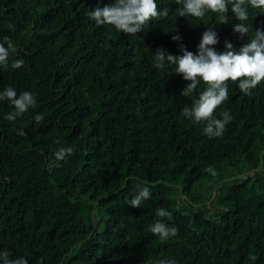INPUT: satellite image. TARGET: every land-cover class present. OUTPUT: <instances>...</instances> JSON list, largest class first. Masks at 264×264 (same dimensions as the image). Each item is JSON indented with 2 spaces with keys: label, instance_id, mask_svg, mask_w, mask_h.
I'll return each mask as SVG.
<instances>
[{
  "label": "trees",
  "instance_id": "1",
  "mask_svg": "<svg viewBox=\"0 0 264 264\" xmlns=\"http://www.w3.org/2000/svg\"><path fill=\"white\" fill-rule=\"evenodd\" d=\"M114 3L0 0V43L17 50L0 65V92L36 101L12 121L0 101V253L28 264H264V81L250 95L227 82L213 118L231 120L209 137L182 114L207 86L182 96L190 81L175 65L154 66L158 49L197 54L209 29L215 51L225 41L238 50L264 31V10L248 8L241 37L230 5L220 24L215 13L179 16L176 0H156L168 15L128 35L87 15ZM60 148L73 151L57 161ZM143 187L150 197L129 206ZM157 220L177 235H154Z\"/></svg>",
  "mask_w": 264,
  "mask_h": 264
},
{
  "label": "clouds",
  "instance_id": "2",
  "mask_svg": "<svg viewBox=\"0 0 264 264\" xmlns=\"http://www.w3.org/2000/svg\"><path fill=\"white\" fill-rule=\"evenodd\" d=\"M176 3L182 5L178 9L179 16L203 20L206 13L211 12L217 14L220 24L228 23L227 12L230 5L232 13L239 21L233 31L241 37L249 33V27L244 23L249 19L248 8L264 10V0H176ZM87 15L98 26L111 25L119 32L135 35L143 30L149 21L161 15L167 16L168 10L161 12L156 0H115L114 4L103 8L97 7ZM172 39L178 41L180 37L174 35ZM5 42L7 47L4 43H0V65L7 67L10 53H15L17 50L11 40L5 38ZM217 43L216 32L209 29L202 35L197 54L187 51L183 45H181L182 55H172L163 49H158L154 54L156 68H163L166 62L175 65L174 72L182 75L184 80L190 81L182 91V96L188 97L193 94L201 82L207 86L197 98L192 100L190 107L182 108V114L194 125L206 124L203 131L209 137L222 136L226 124L231 120L227 111L222 113V119L213 118L214 110L228 98L227 82H238L241 92L250 95L251 90L264 81V31L257 30L250 41L238 50L232 43L225 41V50L217 52L212 47ZM23 63V60H15L11 67L18 69ZM2 100H7L14 108V111L6 116L9 121L22 116L30 107L34 108L36 105L33 94L25 91L17 96V92L11 87L0 92V101ZM35 120L39 122L42 117L37 115ZM72 151V148H60L55 152V158L57 161L63 160ZM149 197L150 192L147 187L138 188L134 197L128 202L129 206L139 208ZM156 215L171 219V213L163 208L158 209ZM150 230L161 240L176 236L178 232L175 227H169L163 220H157ZM0 259L3 260V264H28L23 257L9 259L7 251L0 253Z\"/></svg>",
  "mask_w": 264,
  "mask_h": 264
},
{
  "label": "rangeland",
  "instance_id": "3",
  "mask_svg": "<svg viewBox=\"0 0 264 264\" xmlns=\"http://www.w3.org/2000/svg\"><path fill=\"white\" fill-rule=\"evenodd\" d=\"M209 206V204H207V207ZM209 209V208H208ZM209 212H211V210H209Z\"/></svg>",
  "mask_w": 264,
  "mask_h": 264
}]
</instances>
